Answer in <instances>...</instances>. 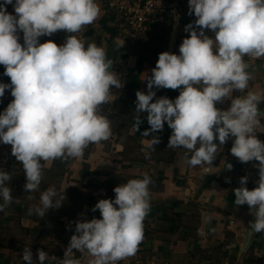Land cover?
I'll list each match as a JSON object with an SVG mask.
<instances>
[{
  "label": "clouds",
  "instance_id": "1",
  "mask_svg": "<svg viewBox=\"0 0 264 264\" xmlns=\"http://www.w3.org/2000/svg\"><path fill=\"white\" fill-rule=\"evenodd\" d=\"M12 5L14 13L7 11ZM188 14L196 17L185 26L190 33L179 46V55L162 52L151 76L147 93L136 92V113L146 112L148 130L144 136L172 130L168 148L190 153V166L207 165L212 173L217 149L234 138L231 154L241 163L258 161L259 180L249 190L248 177L234 189L235 205H247L255 220L252 233H264V142L257 138L261 127L259 104L264 93L247 91L231 100L230 107H216L234 91L244 93L253 75L245 56L264 57V0H188ZM101 13L96 0H3L0 3V65L10 83L0 82V98L10 89L14 99L0 113V143L11 146V155L24 169L25 192H35L43 177L41 161L81 158L90 144L112 136L110 119L102 106L115 99L111 87L122 89L113 60L103 47H85L76 35L96 21ZM69 33L64 44L52 40L40 43L58 31ZM205 30L214 33V38ZM23 33L21 44L19 33ZM117 47H121L117 44ZM156 89H180L175 100L155 99ZM141 120L136 119L139 130ZM214 140L219 141V146ZM160 138L154 135L148 149ZM150 159V152H145ZM227 164V169H232ZM9 172L0 169V211L13 202ZM151 178L131 179L116 186L115 199L99 200L92 211L102 218L77 221L60 264H81L74 252L92 257L88 264H117L134 256L144 239V220L150 212ZM64 192L49 187L40 195V206L28 213L41 219L59 208ZM29 199H32L29 196ZM55 201V206L54 202ZM204 214V223L211 221ZM204 233L201 231L200 233ZM55 259V257H52ZM48 253L38 250L36 264H45ZM25 264H34L30 248L23 250Z\"/></svg>",
  "mask_w": 264,
  "mask_h": 264
},
{
  "label": "crops",
  "instance_id": "2",
  "mask_svg": "<svg viewBox=\"0 0 264 264\" xmlns=\"http://www.w3.org/2000/svg\"><path fill=\"white\" fill-rule=\"evenodd\" d=\"M96 2L101 9L99 18L74 35L85 47L90 43L103 47L107 58L114 62L111 70L124 84L122 89L112 86L115 99L102 106V113L111 121L112 136L100 144H90L81 158L41 161L43 177L35 192H25L23 166L16 159L11 162L7 172L12 179L6 186L12 189L14 199L0 211V264H25L22 260L25 248L31 249L34 264L38 250L48 253L45 264H60L71 236L76 234V222L101 219L99 210L92 211L95 204L101 199H115L116 186L131 179H143L145 174L152 183L150 212L143 222L144 239L138 247L141 257L152 258L156 264H264V233H252L246 244L249 222L255 217L247 205H235L234 189L241 186L240 179L225 174L224 158L230 144L226 142L217 149L212 173H206L207 165L188 164L191 154L186 149L168 148L172 130L166 122L163 131L144 136L143 132L150 128L147 113H136V92L147 93V78L159 54L167 51L179 55V46L190 35L184 31L185 26L196 17L152 32L133 33L110 9L109 0ZM7 11L15 14L12 5H7ZM205 32L214 38L213 32ZM64 35L58 39L52 36L39 39L40 43L52 40L62 45L70 34ZM19 36L23 44V33ZM244 60L253 75L249 91L264 93V57L245 56ZM4 71L0 65V82L10 83ZM153 91L156 97L152 102L162 96L175 100L180 94V89L154 87ZM237 92L216 107L225 110ZM13 99L10 89H6L0 98V110L4 111ZM258 107L261 127L256 134L258 139H264V101ZM138 115L141 123L137 131L134 125ZM154 135L160 138V143L154 145L153 151L148 144ZM214 142L219 146L218 140ZM145 152H150V159H145ZM207 176L211 177L206 180ZM245 186L253 189L249 183ZM49 187L64 192L61 206L49 209L42 219L34 213L29 215V208L40 206V195ZM101 188L104 196L95 199L93 191ZM204 214L211 216L210 223H204Z\"/></svg>",
  "mask_w": 264,
  "mask_h": 264
},
{
  "label": "built area",
  "instance_id": "3",
  "mask_svg": "<svg viewBox=\"0 0 264 264\" xmlns=\"http://www.w3.org/2000/svg\"><path fill=\"white\" fill-rule=\"evenodd\" d=\"M108 5L120 18L123 26L129 28L133 33L137 32H152L156 29L163 28L175 24L180 20H193L194 14H188V0H109ZM63 31H58L52 35V38L58 39L64 37ZM249 91V88L244 93L237 92L232 98L243 96ZM231 103V101H230ZM229 106L225 109L227 110ZM3 110H0L2 113ZM234 138H230L227 143L232 147ZM264 142V139H259ZM230 147V149H231ZM230 149L226 152L224 158V170L230 176L237 175L240 178L248 177V182L251 187L257 186L259 180L258 161H250L241 163L238 158L234 157ZM15 159L11 155V146L0 143V169L7 171L11 162ZM232 164V169H227V164ZM104 189L93 191L92 195L95 199L103 197ZM74 258L79 259L81 264H88L92 257L86 253L74 252ZM117 264H156L152 258L141 257L139 250L137 253L127 259L118 261Z\"/></svg>",
  "mask_w": 264,
  "mask_h": 264
},
{
  "label": "water",
  "instance_id": "4",
  "mask_svg": "<svg viewBox=\"0 0 264 264\" xmlns=\"http://www.w3.org/2000/svg\"><path fill=\"white\" fill-rule=\"evenodd\" d=\"M210 177H211V176H207L206 180L209 179ZM251 235H252V232H251V230L249 229L248 234H247L246 244H247V242L249 241Z\"/></svg>",
  "mask_w": 264,
  "mask_h": 264
},
{
  "label": "trees",
  "instance_id": "5",
  "mask_svg": "<svg viewBox=\"0 0 264 264\" xmlns=\"http://www.w3.org/2000/svg\"><path fill=\"white\" fill-rule=\"evenodd\" d=\"M225 174H228V172H227V171H225ZM233 176H235V177H237L238 179H240V177H239V176H237V175H233Z\"/></svg>",
  "mask_w": 264,
  "mask_h": 264
}]
</instances>
